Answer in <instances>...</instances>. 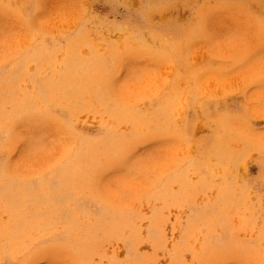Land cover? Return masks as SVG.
Masks as SVG:
<instances>
[{"label":"rangeland","instance_id":"rangeland-1","mask_svg":"<svg viewBox=\"0 0 264 264\" xmlns=\"http://www.w3.org/2000/svg\"><path fill=\"white\" fill-rule=\"evenodd\" d=\"M0 264H264V0H0Z\"/></svg>","mask_w":264,"mask_h":264}]
</instances>
